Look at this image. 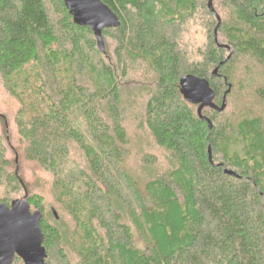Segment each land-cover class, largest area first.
Returning <instances> with one entry per match:
<instances>
[{"label": "trees", "instance_id": "obj_1", "mask_svg": "<svg viewBox=\"0 0 264 264\" xmlns=\"http://www.w3.org/2000/svg\"><path fill=\"white\" fill-rule=\"evenodd\" d=\"M101 1L121 23L103 31L104 53L63 0H0V85L18 104L21 156L49 177L55 209L28 191L4 133L0 204L27 195L42 213L48 264H264V123L223 118L240 63L264 77V0H215L218 43L209 0ZM204 18L205 43L191 50L185 36ZM189 74L210 82L218 106L232 85L224 112H202L211 129L181 94ZM136 121L169 160L159 170L146 155L144 181L129 168Z\"/></svg>", "mask_w": 264, "mask_h": 264}, {"label": "water", "instance_id": "obj_2", "mask_svg": "<svg viewBox=\"0 0 264 264\" xmlns=\"http://www.w3.org/2000/svg\"><path fill=\"white\" fill-rule=\"evenodd\" d=\"M63 1L74 23L81 27L90 28L96 38L99 50L104 53L103 31L118 28L121 25L118 16L101 0ZM214 1L209 0L208 7L218 21L214 31L215 41L218 43V29L221 25V19L214 9ZM224 48L229 49L228 46H224ZM231 55L232 50H230L226 60H229ZM217 74L218 68L213 72V75ZM179 86L184 100L191 105L198 106L199 117L206 121L211 129V121L204 117L202 112L205 108L216 110L219 113L224 112L232 85L228 84V89L223 95L220 106L214 102L216 93L205 78L189 74L180 79ZM208 155L209 162L218 166L213 162L211 147L208 149ZM224 173L232 177H239L235 172L228 169H225ZM54 215H57L55 211ZM42 218L41 212L31 211L27 195L23 199L13 202L10 207L0 204V264H13L16 256L21 258L24 264H48L46 262V249L43 246L45 237L40 227Z\"/></svg>", "mask_w": 264, "mask_h": 264}, {"label": "rangeland", "instance_id": "obj_3", "mask_svg": "<svg viewBox=\"0 0 264 264\" xmlns=\"http://www.w3.org/2000/svg\"><path fill=\"white\" fill-rule=\"evenodd\" d=\"M223 1H216L215 7H219ZM220 13V10H219ZM221 14V13H220ZM223 15V13L221 14ZM205 18L197 23H193L185 41L191 50L199 49L206 39V31L203 28ZM234 72V84L236 88L234 94L229 100L228 109L223 118H238L242 115L260 118L264 123V102L258 97V90L263 84L264 77L261 67L252 60H243ZM18 110V104L10 98L4 88L0 85V133L7 136L10 148L9 159L14 163L16 170L21 171L24 179L28 183V191L41 194L46 199V210L52 212L55 209L52 196L49 194V177L35 163L26 162L21 156L20 143L15 126V116ZM140 113V110L137 111ZM222 119V118H220ZM139 122L128 124L127 128L131 140L132 154L129 159V168L135 174V177L144 181L148 178V168L144 161L146 155L155 157V168L165 170L169 166L168 154L155 147L151 139L147 137L145 130H140ZM2 192V191H1ZM0 192V194H1ZM24 196V193L21 195ZM20 197V196H18ZM57 211V210H56ZM55 211V212H56ZM58 211L56 212V214ZM61 213H59V216ZM55 216V215H54ZM58 219V214L56 215ZM133 231V246L140 250H145L146 245L138 232Z\"/></svg>", "mask_w": 264, "mask_h": 264}]
</instances>
